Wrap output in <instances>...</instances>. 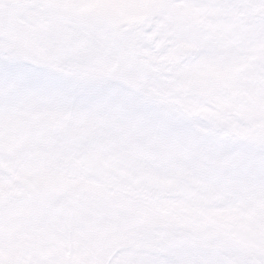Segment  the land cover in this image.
I'll return each instance as SVG.
<instances>
[{
    "label": "snow or ice",
    "instance_id": "snow-or-ice-1",
    "mask_svg": "<svg viewBox=\"0 0 264 264\" xmlns=\"http://www.w3.org/2000/svg\"><path fill=\"white\" fill-rule=\"evenodd\" d=\"M0 264H264V0H0Z\"/></svg>",
    "mask_w": 264,
    "mask_h": 264
}]
</instances>
